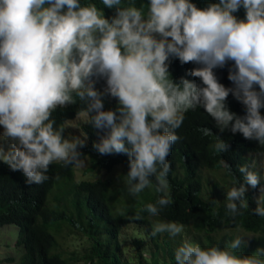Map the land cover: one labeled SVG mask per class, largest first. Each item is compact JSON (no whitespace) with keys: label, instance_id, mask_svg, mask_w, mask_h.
I'll return each mask as SVG.
<instances>
[{"label":"clouds","instance_id":"obj_1","mask_svg":"<svg viewBox=\"0 0 264 264\" xmlns=\"http://www.w3.org/2000/svg\"><path fill=\"white\" fill-rule=\"evenodd\" d=\"M100 2L103 8L81 0H0V163L21 172L29 185L49 180L54 163L80 165L88 137L66 138L52 118L79 100L99 136L93 149L128 157L129 194L138 196L153 181L162 194L133 219L145 212L158 216L173 203L168 157L189 110L202 108L220 132L264 146V0H216L203 8L193 0H148L146 11L124 0ZM105 8L114 14L106 16ZM241 9L243 19L235 15ZM172 59L198 65L190 75L200 83L176 82ZM227 65L232 87L214 71ZM100 80L102 89L96 87ZM229 95L243 115L230 110ZM106 98L116 100L114 109L105 110ZM211 147L226 153L230 145L220 139ZM238 170L243 183L226 192L225 214L233 220L249 207L248 187L262 180L247 165ZM252 211L264 217L259 202ZM182 231L177 222H157L150 235ZM250 240L237 236L223 248L184 242L174 252L175 264H264V248L237 254Z\"/></svg>","mask_w":264,"mask_h":264},{"label":"trees","instance_id":"obj_2","mask_svg":"<svg viewBox=\"0 0 264 264\" xmlns=\"http://www.w3.org/2000/svg\"><path fill=\"white\" fill-rule=\"evenodd\" d=\"M125 5L134 2L138 8L147 10L148 0H124ZM198 7H206L216 0H193ZM82 4L95 3L103 8L100 0H81ZM105 15L111 17L114 10L104 9ZM244 18V10L235 13ZM227 65L215 69L220 83L232 87L228 80ZM198 65L181 64L172 59L169 71L172 78L179 82L186 78L197 84L198 78L190 75ZM96 87L102 89L104 81L97 82ZM227 104L231 111L243 115L242 105L229 95ZM116 100L106 98L105 110L114 109ZM84 104L77 103L67 109H57L52 118L56 127L65 129L66 121L75 118L84 111ZM264 114V109L261 110ZM83 130L88 137L87 147L83 148V157H89L90 166L87 172H112L123 166L116 178L110 179H76V165L62 166L54 163L50 166L49 180L43 184H27L21 172H12L6 164H0V227L15 226L14 243H7L12 255L5 257L8 264H73L71 258L59 250V236L65 228L78 230L90 242L85 254L88 264H133L122 256L120 234L125 226L135 223L145 228L150 239L151 250L149 259L144 261L141 250L140 264H175L174 252L185 242L184 233L195 232L201 238L197 243L202 247H226L237 236V231L251 233L248 246L237 250L239 255H254L257 249L264 248V217L253 214L257 206L254 190L247 191L248 209L242 210L235 220L227 216L225 205L226 192L218 188L214 182L209 189L210 172H222L223 182L227 191L239 183L243 177L239 166L247 165L251 170L261 171L255 163V155L264 159V146L256 141H249L241 134L233 135L229 131L220 132L213 119L202 109L189 110L185 114L182 126L177 130L180 137L173 147L168 161L171 170L168 174L170 195L173 203L164 208L158 216H150L146 212L142 219L133 216L137 209L147 203H155L161 193L153 187L146 188L138 196L129 194L125 185V174L128 170V157L124 154L100 156L92 147L98 141L97 130L85 123ZM67 138L65 129L64 133ZM103 135V133H100ZM223 139L230 148L226 153H216L211 145ZM221 161H226L227 167ZM63 179V180H62ZM57 185V186H56ZM58 190L53 193V189ZM123 213V214H121ZM103 220L107 227H103ZM157 222H177L183 225V231L176 237L167 233L151 237L152 226ZM187 228V230H185ZM104 233L106 238L104 239Z\"/></svg>","mask_w":264,"mask_h":264},{"label":"rangeland","instance_id":"obj_3","mask_svg":"<svg viewBox=\"0 0 264 264\" xmlns=\"http://www.w3.org/2000/svg\"><path fill=\"white\" fill-rule=\"evenodd\" d=\"M88 116L83 111L75 118L66 121L65 129L67 133L68 139H73L76 136H79L81 139L85 138L86 134L83 130V125L87 123ZM82 163L80 165H76V179H89V180H97V179H110L116 178L123 170V166H119L116 170L112 172L105 171H95V172H87V168L90 166L89 157L81 158ZM255 163H257L258 169L261 171V186H264V159L260 155H255ZM1 164V163H0ZM209 179V189L213 187L214 182L218 183V188L223 189L222 191L227 192V186L223 182V173L222 172H210L207 174ZM63 180V179H62ZM57 186V185H56ZM253 189L250 186L248 190H254V197L257 202L261 206H264V193H261L260 187ZM58 189L54 188L53 193ZM103 227H107V223L103 220ZM187 230V228L185 229ZM235 234H239L245 238H250L253 236L251 233H245L244 231L234 232ZM104 239L106 238V233H104ZM16 238V227L15 226H4L0 227V264H8L3 262L5 257L12 255L11 249H7V243H14ZM201 238V236L197 235L195 232L191 231L188 233H184L185 242H190L194 244L197 243V239ZM122 256L124 259L130 261L133 264H140L143 260L139 258L141 250L143 259H149L151 243L150 239L146 233L145 228L131 223L125 226L120 234L119 238ZM59 250L62 251L66 257H73L71 261L73 264H88L85 258V254L88 252L90 247V242L86 236L82 235L78 230H69L67 228L64 229L62 235L59 236Z\"/></svg>","mask_w":264,"mask_h":264}]
</instances>
